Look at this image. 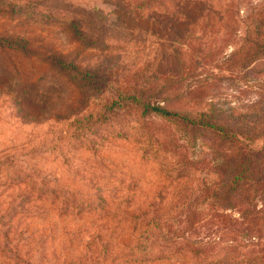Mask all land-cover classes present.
<instances>
[{"label": "rangeland", "instance_id": "374dc122", "mask_svg": "<svg viewBox=\"0 0 264 264\" xmlns=\"http://www.w3.org/2000/svg\"><path fill=\"white\" fill-rule=\"evenodd\" d=\"M126 3L0 0V264H170L127 257L125 216L191 200L177 195L204 186L215 136L134 105L113 111L124 93L190 118L264 122V58L250 59L243 23L204 58ZM173 71L179 88L162 93Z\"/></svg>", "mask_w": 264, "mask_h": 264}, {"label": "trees", "instance_id": "16d2710c", "mask_svg": "<svg viewBox=\"0 0 264 264\" xmlns=\"http://www.w3.org/2000/svg\"><path fill=\"white\" fill-rule=\"evenodd\" d=\"M166 3L172 6L164 7ZM127 4L136 12L158 14L163 39L172 44L179 41V50L186 46L189 54L197 40V52L204 58L210 56L215 40L236 43L243 23L250 59L264 58V0L259 8L252 0H127ZM196 30L201 33L194 36ZM178 61L179 68L188 72L189 62ZM183 73L159 76L162 93L178 89L175 78L181 79ZM123 105L137 106L142 116L154 114L204 128L215 136L206 145L204 186L196 187L193 196L177 195L191 200L164 209L158 206L149 215L140 207L126 214L131 230L130 242L123 243L127 257L134 261L164 258L170 264H264V145H253L259 136L264 137V132L257 133L264 122L256 124L246 115L238 122L208 111L190 118L132 92L113 100L110 107L114 111Z\"/></svg>", "mask_w": 264, "mask_h": 264}]
</instances>
